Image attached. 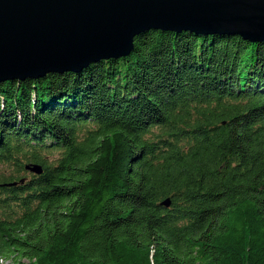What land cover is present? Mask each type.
Returning <instances> with one entry per match:
<instances>
[{
    "label": "trees",
    "instance_id": "trees-1",
    "mask_svg": "<svg viewBox=\"0 0 264 264\" xmlns=\"http://www.w3.org/2000/svg\"><path fill=\"white\" fill-rule=\"evenodd\" d=\"M0 264H264V41L0 82Z\"/></svg>",
    "mask_w": 264,
    "mask_h": 264
},
{
    "label": "water",
    "instance_id": "water-1",
    "mask_svg": "<svg viewBox=\"0 0 264 264\" xmlns=\"http://www.w3.org/2000/svg\"><path fill=\"white\" fill-rule=\"evenodd\" d=\"M148 30L264 41V0H0V82L125 56Z\"/></svg>",
    "mask_w": 264,
    "mask_h": 264
},
{
    "label": "rangeland",
    "instance_id": "rangeland-1",
    "mask_svg": "<svg viewBox=\"0 0 264 264\" xmlns=\"http://www.w3.org/2000/svg\"><path fill=\"white\" fill-rule=\"evenodd\" d=\"M39 78V77H38ZM30 79H35V78H30ZM13 80V79H12ZM15 80H17V79H15Z\"/></svg>",
    "mask_w": 264,
    "mask_h": 264
}]
</instances>
